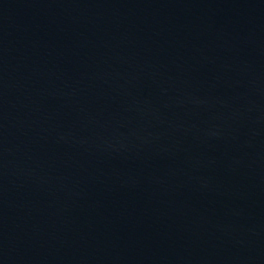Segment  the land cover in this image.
<instances>
[{
	"label": "water",
	"instance_id": "obj_1",
	"mask_svg": "<svg viewBox=\"0 0 264 264\" xmlns=\"http://www.w3.org/2000/svg\"><path fill=\"white\" fill-rule=\"evenodd\" d=\"M0 264H264V0H0Z\"/></svg>",
	"mask_w": 264,
	"mask_h": 264
}]
</instances>
